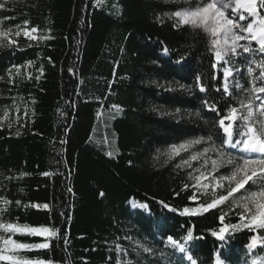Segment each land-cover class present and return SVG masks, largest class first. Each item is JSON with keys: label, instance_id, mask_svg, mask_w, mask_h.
I'll list each match as a JSON object with an SVG mask.
<instances>
[{"label": "trees", "instance_id": "obj_1", "mask_svg": "<svg viewBox=\"0 0 264 264\" xmlns=\"http://www.w3.org/2000/svg\"><path fill=\"white\" fill-rule=\"evenodd\" d=\"M195 3L0 0V31L10 30L0 39V223L56 233L1 231L49 245L15 255L31 264H190L192 254L198 264H215L220 254L222 264H253L263 254L246 247L255 234L247 229L226 242L212 235L223 227L221 209L225 224L240 223V210L227 203L181 214L209 198L189 199L190 169L176 167L189 155L169 160L168 149L212 136L236 155L221 143L216 121L239 107L238 93L231 86L233 97L222 95L203 33L170 18ZM32 28L34 37L25 35ZM190 229L186 253L168 244L169 236L184 243Z\"/></svg>", "mask_w": 264, "mask_h": 264}, {"label": "snow or ice", "instance_id": "obj_2", "mask_svg": "<svg viewBox=\"0 0 264 264\" xmlns=\"http://www.w3.org/2000/svg\"><path fill=\"white\" fill-rule=\"evenodd\" d=\"M99 2V0H98ZM3 5L0 4V8ZM175 20L174 27L185 26L194 33L203 35L207 39L208 50L214 57L212 67L223 69L222 95L233 97L229 78L235 73H240L239 57L247 62V74L250 79L245 86L239 80L235 82V88L241 94L233 97L237 100L239 107L229 106L227 114L222 115L216 121L219 129L223 131L221 143L238 152L241 156H233L226 152L224 147L217 145L212 136H208L185 141L179 145H172L167 153L169 160L180 156L181 152H190L196 145L207 143L201 151L190 152L188 159H183L176 167L191 169L194 162H201V166L195 169V173H189V180L193 181L192 187L204 197L209 198V202L199 203L196 208H184L182 215L204 214L210 210L219 208L221 205L228 204L229 210L239 209L238 224H225L227 212H223L218 218L223 225L212 235L221 242H226L227 237L232 232L247 229L255 233L249 237L246 247L251 251L257 246L264 248V59L256 61L253 57L258 53L264 57V0H197L195 5L184 9L175 10L170 17ZM239 21V22H237ZM27 24V21L25 22ZM38 31L32 28L31 32ZM9 31H0V39L8 37ZM28 33L25 32V35ZM19 36V31L16 32ZM9 43L15 41L9 40ZM243 42V43H242ZM255 44V47L253 45ZM167 53L168 49L163 50ZM252 65H255V71ZM216 77L213 76V79ZM196 86L200 92H206L208 86L201 83V78L197 76ZM215 91L220 92L217 87ZM260 103L256 104L255 101ZM203 104L208 111L216 112L220 115L215 102L208 99L203 100ZM231 104V100L228 101ZM225 121H228L226 124ZM237 121L240 126L235 128ZM239 136L234 139V136ZM215 153L216 158L209 157V153ZM109 155H111L109 153ZM210 165V166H209ZM231 166V171L227 175L216 173L223 167ZM209 181L204 183V181ZM251 187L246 188V186ZM188 185H185V189ZM218 189L223 191L218 193ZM243 190V192H242ZM240 193L239 196L236 194ZM196 202L197 194L189 197ZM147 208L146 204L139 205ZM168 207V205H164ZM47 208V205L44 206ZM0 229L8 233H29L32 235H55L56 233L47 228H29L16 224L0 223ZM231 230V231H230ZM193 230H188L183 237L184 243L167 237L168 244L180 253L188 250L185 244L193 239ZM0 262L6 264H31L27 259L15 255L20 250L30 248H47V243L38 245H28L19 243L9 236L7 239L0 237ZM143 252L150 253L151 249L144 247ZM187 260L190 264H198L194 255L188 254ZM43 264V262H40ZM215 264H222L221 255L218 254ZM253 264H264V258L253 260Z\"/></svg>", "mask_w": 264, "mask_h": 264}, {"label": "rangeland", "instance_id": "obj_3", "mask_svg": "<svg viewBox=\"0 0 264 264\" xmlns=\"http://www.w3.org/2000/svg\"><path fill=\"white\" fill-rule=\"evenodd\" d=\"M196 3H197V0H196ZM237 22H239V21H237ZM29 35L31 34L29 31H26ZM35 35V32H33V36ZM243 43V42H242ZM253 47H255V44L253 45ZM253 59L254 60H256V61H260V60H262V59H264V57H262L260 54H256L254 57H253ZM239 68H240V73H235V70H234V75H233V77H230L229 78V84H230V86H233V87H235L234 85H235V82L237 81V80H239L240 81V83L241 84H243V80L244 79H247V81L250 79V77H248V74H247V67H248V64H247V62L243 59V55L241 56V57H239ZM252 67L254 68V70L255 71H259L258 69H255V65H252ZM215 70L217 71V77H219L220 75L223 77V69L222 68H215ZM222 84H223V81H222ZM245 86H250V85H248L247 84V82H246V84H244ZM236 89V88H235ZM231 91H232V89H231ZM236 91H237V89H236ZM237 93H238V95L237 96H240L241 94L237 91ZM262 95H264V94H262ZM236 96V97H237ZM236 103H237V100H236ZM255 103L256 104H259L260 103V101L259 100H257V101H255ZM238 104V103H237ZM3 121L4 120H6L7 119V116H3L2 118H1ZM225 123L227 124L228 123V121H225ZM240 126V122L239 121H237V124L234 126L235 128H238ZM222 130V129H221ZM223 132V131H222ZM197 146L198 145H196L195 146V148H193V149H191L190 150V152H196V151H200V150H198L197 149ZM202 147H204L205 146V144H203V145H201ZM232 150H234L235 152H232V153H235L236 155H233V156H241V155H243V153H240V152H238V150L237 149H233V148H231ZM168 152H169V149H168ZM190 152H184V153H188V155H190ZM181 153H183V152H181ZM209 155V157H215V154H208ZM188 159V158H187ZM214 159V158H213ZM201 163H202V161L201 162H197V164H193V167L190 169V173H193V174H197L198 175V173H195V169L197 168V167H200L201 166ZM210 166V165H209ZM231 171V166H227V167H223V168H221L220 170H219V172H217L216 173V175L217 176H219V175H227V174H229V172ZM193 182V181H192ZM209 181H204V183H208ZM219 190H221V189H218L217 191H219ZM195 192H196V194H197V197H198V195L200 194V192H198L197 190H195ZM134 205V204H133ZM139 206V205H138ZM6 225V224H5ZM1 231H3L2 229H0V237H3V238H5L4 237V235L1 233ZM6 239V238H5ZM0 243H2V241H0ZM256 250L257 249H261L262 251H263V254L261 255V257H259V258H264V248H261V247H259V246H257L256 248H255ZM258 259V258H257Z\"/></svg>", "mask_w": 264, "mask_h": 264}, {"label": "built area", "instance_id": "obj_4", "mask_svg": "<svg viewBox=\"0 0 264 264\" xmlns=\"http://www.w3.org/2000/svg\"><path fill=\"white\" fill-rule=\"evenodd\" d=\"M29 32H30V31H29ZM30 33H31V36L34 37V36H33V32H30Z\"/></svg>", "mask_w": 264, "mask_h": 264}]
</instances>
